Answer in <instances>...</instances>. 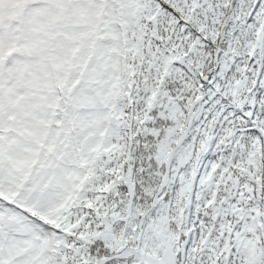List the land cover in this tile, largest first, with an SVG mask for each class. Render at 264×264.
Wrapping results in <instances>:
<instances>
[{"label":"snow or ice","instance_id":"snow-or-ice-1","mask_svg":"<svg viewBox=\"0 0 264 264\" xmlns=\"http://www.w3.org/2000/svg\"><path fill=\"white\" fill-rule=\"evenodd\" d=\"M0 264H264V0H0Z\"/></svg>","mask_w":264,"mask_h":264}]
</instances>
